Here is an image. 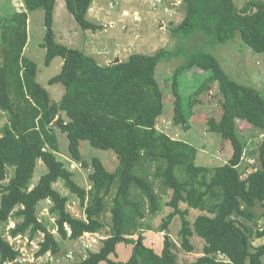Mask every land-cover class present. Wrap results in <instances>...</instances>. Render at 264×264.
<instances>
[{
    "label": "trees",
    "instance_id": "16d2710c",
    "mask_svg": "<svg viewBox=\"0 0 264 264\" xmlns=\"http://www.w3.org/2000/svg\"><path fill=\"white\" fill-rule=\"evenodd\" d=\"M56 1L22 0L24 11L6 15L0 28V113L5 118L0 126V264H18L20 257L5 234L13 239L28 235L29 240L42 234L35 257H62L60 242L37 216L44 201L51 205L48 213L62 241L109 229L99 250L74 264H264V243L253 246V241L264 240V228L254 230L256 224H249L264 222V96L230 79L214 55L197 51L175 68L171 95L165 99L156 79L165 50L133 53L125 61L99 65L93 57L53 40ZM63 1L81 31L101 28L88 18L93 0ZM36 10L44 12L48 28L42 45L45 65L58 57L63 60L59 74L48 81L65 88L58 102L51 101L37 82L35 63L23 56L28 14ZM172 32L181 41L200 35L219 45L239 37L252 52L264 55V2L238 9L234 0H185L183 19ZM194 67L206 78L187 97L181 74ZM213 90L220 115L202 124L193 108L201 103V95ZM164 103L171 106L173 126L188 131L193 120L230 144L228 161L198 165L194 147L159 132L156 125ZM245 125L260 130L263 138L259 167L243 179L239 167L244 144L238 133ZM57 129L67 136L71 159L84 169L92 167L88 190L57 158ZM84 141L112 151L118 162L115 169L107 171L97 158L90 164L82 161ZM39 163L46 172L32 186ZM59 182L79 200L85 218L69 212L67 197L54 188ZM165 210L168 213L155 226ZM192 211L198 214L190 219ZM143 232L164 233L160 253L143 245ZM195 238L202 242L200 250L193 244ZM121 244L133 246L124 263L111 259ZM179 251L197 256L180 261Z\"/></svg>",
    "mask_w": 264,
    "mask_h": 264
},
{
    "label": "rangeland",
    "instance_id": "374dc122",
    "mask_svg": "<svg viewBox=\"0 0 264 264\" xmlns=\"http://www.w3.org/2000/svg\"><path fill=\"white\" fill-rule=\"evenodd\" d=\"M249 2H264V0H234L238 9L243 8ZM15 11H24L22 0H0V28L6 15ZM184 13L185 0H93L88 18L101 28L94 32H83L66 11L64 1L57 0L51 31L54 41L77 49L85 55L93 57L99 65L104 66L115 60L125 61L133 53L153 55L160 50H165L167 55L156 71V79L165 99H169L171 95V77L175 68L183 64L190 54L197 51L209 52L214 55L230 79L239 84L252 86L264 96V55L252 52L240 41L239 37L225 45L214 44L209 38L200 35L185 41L179 40L173 34L172 29L182 21ZM47 31L45 14L42 10L28 14V41L23 49V56L35 63L37 82L47 90L51 101L58 102L65 88L60 83L49 85L48 81L59 74L63 60L58 57L49 66L45 65L46 50L42 45L45 42ZM205 78L206 75L199 68L194 67L184 71L181 74L180 84L185 96H193ZM199 99H201V103L195 105L193 112L198 115L202 124H205L207 118L219 117L220 111L214 90L208 95H201ZM171 115V106L164 103L163 113L157 121V130L174 140H181L194 147L197 150L196 163L198 165L213 167L228 161L231 155L230 144H223L219 135L209 133L203 125L199 126L193 120H191L190 129L183 131L180 127L172 125ZM4 122L5 118L0 113V126ZM245 126L238 133L244 144V155L239 167L243 179L259 167L258 146L263 138V133L260 130L250 125ZM56 131L59 141L57 158L73 172V180L88 190L90 188L88 176L92 167L84 169L80 163L73 161L68 154L67 136L59 132V129ZM80 154L81 160L89 164L93 158L99 159L106 170L110 172L118 165L112 151L95 149L87 141L80 143ZM45 172L46 168L39 163L31 185L34 186ZM8 173L9 178L11 170ZM54 188L61 195L67 197L68 210L73 216L79 219L85 218L84 209L80 206L79 200L64 188L61 182L55 184ZM50 206L48 201L41 202L38 206L37 216L60 242L63 248L62 257L55 259L49 254L39 258L35 257L39 243L43 239L42 234L36 235L33 240H29L28 235L13 239L5 234L4 237L20 252L18 264H74L87 258L89 253L97 252L102 241L108 238L109 229L106 228L100 233L85 234L77 241H62L53 226L54 218L48 213ZM260 212L261 209L257 208L256 214H260ZM167 213L168 211L165 210L160 214L154 220V225L157 226ZM197 214L192 211L190 219L195 218ZM106 221L108 222L109 218ZM249 224L251 226L256 224L254 230L264 228V222L261 219L254 220ZM12 227L13 223H10L9 228ZM163 236L164 233L143 232L141 234L143 245L152 248L157 253H160L163 248ZM136 239H138L137 236L134 237V240ZM262 243L264 240H256L253 241V246H259ZM193 244L197 250L201 249L202 242L200 240L193 239ZM132 251V245L121 244L117 247L116 255L111 259L124 263ZM196 256L183 251L178 253L180 261L185 259L192 261ZM218 259L223 260L222 257H218Z\"/></svg>",
    "mask_w": 264,
    "mask_h": 264
},
{
    "label": "water",
    "instance_id": "95a60500",
    "mask_svg": "<svg viewBox=\"0 0 264 264\" xmlns=\"http://www.w3.org/2000/svg\"><path fill=\"white\" fill-rule=\"evenodd\" d=\"M115 63H119V60H115Z\"/></svg>",
    "mask_w": 264,
    "mask_h": 264
}]
</instances>
